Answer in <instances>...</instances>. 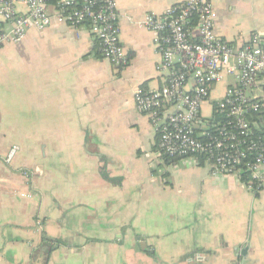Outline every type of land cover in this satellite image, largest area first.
Segmentation results:
<instances>
[{
  "label": "crops",
  "instance_id": "crops-1",
  "mask_svg": "<svg viewBox=\"0 0 264 264\" xmlns=\"http://www.w3.org/2000/svg\"><path fill=\"white\" fill-rule=\"evenodd\" d=\"M184 1L117 0L123 68L56 23L1 47L0 264H31L42 237L58 242L46 264H264V182L255 197L194 158L164 164L133 103L135 88L164 82L137 23ZM212 6L221 41L241 48L258 33L264 47V0ZM251 95L264 103V76Z\"/></svg>",
  "mask_w": 264,
  "mask_h": 264
},
{
  "label": "built area",
  "instance_id": "built-area-1",
  "mask_svg": "<svg viewBox=\"0 0 264 264\" xmlns=\"http://www.w3.org/2000/svg\"><path fill=\"white\" fill-rule=\"evenodd\" d=\"M117 21V0H0V49L56 23L74 33L85 30L98 56L123 68L128 59ZM137 26L153 35L164 81L156 90L133 91L136 111L156 133L158 153L170 160L194 158L210 174L234 177L251 193L260 191L264 123L253 119L262 102L251 91L264 76L262 35L254 34L241 48L221 41L212 0H185L162 14H146ZM228 79L232 84L222 97L210 100L212 88ZM205 104L211 110L207 117L201 112ZM17 150L12 146L1 161L10 164Z\"/></svg>",
  "mask_w": 264,
  "mask_h": 264
},
{
  "label": "water",
  "instance_id": "water-1",
  "mask_svg": "<svg viewBox=\"0 0 264 264\" xmlns=\"http://www.w3.org/2000/svg\"><path fill=\"white\" fill-rule=\"evenodd\" d=\"M55 247L56 245L52 247L49 243H41L40 247L32 253L30 263L46 264L51 249H54ZM242 254H245L244 251H242ZM37 261H39V263H37Z\"/></svg>",
  "mask_w": 264,
  "mask_h": 264
},
{
  "label": "trees",
  "instance_id": "trees-1",
  "mask_svg": "<svg viewBox=\"0 0 264 264\" xmlns=\"http://www.w3.org/2000/svg\"><path fill=\"white\" fill-rule=\"evenodd\" d=\"M254 120H256L258 123L259 122H263L264 123V103H262V109L260 112H257L256 115L253 117ZM264 125V124H263ZM156 147H157V143H156ZM157 151H158V147H157ZM160 159L164 162V164H175L176 162H178L180 159H175V160H170L168 158H166L164 155H160ZM199 160L201 158H198ZM244 180V179H243ZM243 182V181H242ZM262 190V188L260 189V191ZM259 191H254L252 194L257 197L258 196ZM42 240L44 243H49L51 244V246H55L56 244H58L57 241H52L47 239L46 237H42ZM52 250V249H51Z\"/></svg>",
  "mask_w": 264,
  "mask_h": 264
},
{
  "label": "rangeland",
  "instance_id": "rangeland-1",
  "mask_svg": "<svg viewBox=\"0 0 264 264\" xmlns=\"http://www.w3.org/2000/svg\"><path fill=\"white\" fill-rule=\"evenodd\" d=\"M28 38H29L28 36L25 37V39H28ZM202 112H203V114L207 115V112H208L207 111V108L206 107H203L202 108Z\"/></svg>",
  "mask_w": 264,
  "mask_h": 264
}]
</instances>
